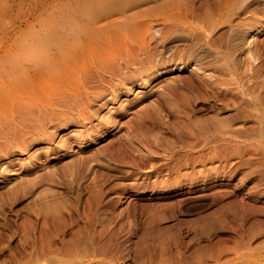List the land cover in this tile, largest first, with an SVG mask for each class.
Returning a JSON list of instances; mask_svg holds the SVG:
<instances>
[{"label":"bare ground","instance_id":"bare-ground-1","mask_svg":"<svg viewBox=\"0 0 264 264\" xmlns=\"http://www.w3.org/2000/svg\"><path fill=\"white\" fill-rule=\"evenodd\" d=\"M43 4L32 7L28 22L17 21L15 33L8 24L0 31V152L28 147L36 136L49 139L63 122L82 125L96 112L93 102L113 116L115 100L135 85L189 65L190 77L164 78L167 88L139 119L167 124L182 115L198 127L199 99L235 112L221 116L211 135L194 125L180 144L169 135L128 139L106 160L74 164L70 193L44 189L54 193L19 224V243L0 264H264V0H63L47 11ZM229 33L237 35L226 42ZM84 130L70 132L81 140L94 134ZM238 173L240 192L216 187L201 194L220 206L199 220L198 232L179 200L113 211L122 192L127 200L132 191L208 189ZM131 216L137 227H128ZM139 229L152 242L133 241ZM195 232L200 239L193 241ZM1 239L0 252L9 246Z\"/></svg>","mask_w":264,"mask_h":264},{"label":"rangeland","instance_id":"rangeland-1","mask_svg":"<svg viewBox=\"0 0 264 264\" xmlns=\"http://www.w3.org/2000/svg\"><path fill=\"white\" fill-rule=\"evenodd\" d=\"M62 1L63 0H0V31L8 24L6 26L8 31L11 34L15 33L19 27V20L25 19L27 22L29 21L33 11L32 7L37 2L44 3L42 5V10L47 11V6ZM114 15H112V17H114ZM24 27H27V23L24 24ZM236 35V33L233 35L229 33L226 37V42H228L231 37L234 38ZM2 54L3 51L0 52V56ZM221 58L223 59L225 57L221 56ZM1 63L2 61L0 60V64ZM190 66L191 65L188 66L189 68H182L181 70L173 68L170 72L161 74L159 77L152 79L151 82L145 85H135L132 90H129V92L126 93V95L121 98L118 97L119 100H115L113 103L115 105V110L112 114L113 116L107 115L108 108H106L104 104L99 105L97 102H93L95 107H97L95 108L96 112H93V115L91 114L88 119H85L82 125H76L74 121L63 122L58 125L55 133L49 139L47 138L49 135L36 136L30 141L28 147L15 146L12 149H9L10 151H6L7 153L0 152V164L2 161L8 162V171H5L4 173L0 172V229L3 230V235L1 234L0 239L2 238V242L9 245L4 251L2 250L0 252V260L5 259L4 256L7 257L10 254L11 249L17 247L19 243V233L16 232V230L19 224L25 222L26 218L31 216L34 211L38 209L39 200L45 194L51 195L54 193L43 192L49 184L53 186L52 188L55 189V191L70 193L67 192V186L69 185L70 180V170L74 164H78L82 160L88 159L96 160L98 158L97 161H101L104 159V156H106L104 159L106 160L107 157H109L107 155H110V150L112 151L114 146L117 148L119 143L123 144V142L128 139H133L135 141L145 140L146 142L149 140V142H154L156 139L158 140L160 136L162 137V135L163 137L169 135L170 138L172 136L171 139L173 142L175 141L177 142L176 144H180L190 137L189 133L191 130L189 131V128L193 129V127L196 126V124L192 125V118L183 119L184 116L182 117V115H179L182 117L181 118L178 115H175L180 118H178V122L173 115L167 124H164L162 119H154V121H149V125H146L143 119H139L140 114L141 117L145 114L143 113L146 112L145 108H147V110L152 109L150 103L153 102V100H156L157 97L161 96V89L164 91V88H167L166 85L168 84V81L164 80V78H166L167 75H178L182 78H188L192 75L190 70L192 66ZM126 101L129 102V104L126 103L127 105L123 106V103ZM195 103L196 107H199L195 113V116L199 118L198 120L195 118L196 122H199L197 125L200 124V127L198 126L199 129L203 127L202 130L209 129L208 131H212L210 135L213 134V129L216 131L223 116L228 118L235 112L232 108H227L226 106L222 107L223 105L219 101H214L213 99H210V101L199 99ZM110 106L112 105L109 103L107 107ZM215 107L222 108L220 112L221 115L216 113L217 111ZM110 117L113 118V121L109 123ZM200 117L204 118V120L202 119L201 121ZM187 120H191L190 122L188 121L190 124L188 122L185 124ZM214 123L215 125L213 126ZM75 126L79 127V129H85L83 134L88 129H92L94 134L89 136L86 135L83 140H81L76 137V134L70 132ZM198 127L196 126L195 128L197 129ZM207 130H205V132ZM208 131L205 133L206 135H209ZM90 136H95V138L90 140ZM63 138L65 139L63 140ZM46 146H49V149L51 150L47 152L48 148H44ZM37 147H40L41 149L33 152ZM240 175L241 173H238L235 178H229L228 176L223 177L220 180L214 181L212 183L213 187L208 189L197 188L196 190H189L185 188L180 192L157 193V195L154 193L152 194V192L132 191L130 193V199L127 200L124 196L125 192H122L121 198L113 202V211L117 214L122 207L129 210L141 207L146 209L158 204L179 200L180 203L178 206L181 205L180 207H183L187 213L184 217L191 219L190 221L193 222L191 223L193 224L192 226H195L192 228L199 229V220L203 217L209 216L220 206L219 203H214L209 198L201 197V194L212 192L216 187L240 192L243 187V184L240 185ZM51 177H55L58 182L55 184L52 183L50 180ZM253 183V179L248 181V187H251ZM146 216L147 214L145 213L140 219H145ZM133 218L134 217L132 216L129 218L127 222L128 227H137L138 221H135ZM262 218L264 219V216H262ZM196 223L198 224L195 225ZM165 224H170V222ZM136 232L137 233L132 235L133 241L142 237L147 242H152L151 233L142 236V229H139ZM197 232H195V235L197 236H193V233L190 234L189 238L193 236V241L200 239L198 234H196Z\"/></svg>","mask_w":264,"mask_h":264}]
</instances>
